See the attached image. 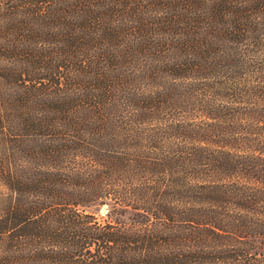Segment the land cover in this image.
<instances>
[{
    "label": "trees",
    "instance_id": "1",
    "mask_svg": "<svg viewBox=\"0 0 264 264\" xmlns=\"http://www.w3.org/2000/svg\"><path fill=\"white\" fill-rule=\"evenodd\" d=\"M0 264H264V0H0Z\"/></svg>",
    "mask_w": 264,
    "mask_h": 264
},
{
    "label": "rangeland",
    "instance_id": "2",
    "mask_svg": "<svg viewBox=\"0 0 264 264\" xmlns=\"http://www.w3.org/2000/svg\"><path fill=\"white\" fill-rule=\"evenodd\" d=\"M105 212V208L102 209V214Z\"/></svg>",
    "mask_w": 264,
    "mask_h": 264
}]
</instances>
